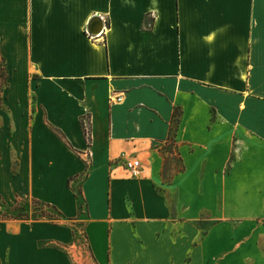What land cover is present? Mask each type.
I'll return each instance as SVG.
<instances>
[{
  "label": "crops",
  "instance_id": "0c3cea01",
  "mask_svg": "<svg viewBox=\"0 0 264 264\" xmlns=\"http://www.w3.org/2000/svg\"><path fill=\"white\" fill-rule=\"evenodd\" d=\"M0 56V264H72L6 214L79 177L95 264H264V0H0Z\"/></svg>",
  "mask_w": 264,
  "mask_h": 264
},
{
  "label": "rangeland",
  "instance_id": "374dc122",
  "mask_svg": "<svg viewBox=\"0 0 264 264\" xmlns=\"http://www.w3.org/2000/svg\"><path fill=\"white\" fill-rule=\"evenodd\" d=\"M4 57L0 56V106H2L3 98L6 96V89L9 85L8 78L6 79V63L5 60H3ZM83 121V120H82ZM84 123V122H83ZM84 127L86 128V131L89 132V124H84ZM90 138L89 135H86V140L88 141ZM87 167H89V164H86ZM72 187L75 192L80 191V184H81V178H77V180H74L72 183ZM82 207L80 213V217L74 218V220H71V222H68L66 218H59L58 220H62V222H66L68 226H70L73 229V240L68 241H59L60 244L57 245V248L59 250V254L66 255L70 262L72 264H95L93 259L90 256V252L88 250L87 246V240L84 233V203L81 201ZM20 207L17 209H11L8 213L9 216L16 215L17 213H28L29 218L27 220L29 221H43V222H49L50 219L48 218H42L39 216L42 211L51 214H56L54 210L44 207L41 204L36 203L34 200L29 199L24 202H20ZM37 217V218H36ZM76 219V220H75ZM207 223L209 221H206ZM45 243V242H44ZM43 243V244H44Z\"/></svg>",
  "mask_w": 264,
  "mask_h": 264
},
{
  "label": "trees",
  "instance_id": "16d2710c",
  "mask_svg": "<svg viewBox=\"0 0 264 264\" xmlns=\"http://www.w3.org/2000/svg\"><path fill=\"white\" fill-rule=\"evenodd\" d=\"M6 73H7V70H6ZM5 77L7 79L8 78V74H6ZM81 127H82V132L84 134V137L86 138V129L84 128L83 121H81ZM89 140H90V138H89ZM75 195H76V199H77L78 209L81 210V207H82V203H81V201H82L81 191L75 192ZM34 201L36 203H38V204L43 205L44 207H47V208H50V209L54 210L55 213H56V214L49 215L48 213L42 211L41 214L39 215L42 218H45L46 217V218H48V219H50L52 221H55V220H58L59 218H62L61 212L54 205H51L49 203H45V202H42V201H39V200H34ZM19 205H20L19 203H16V205L13 207V209L19 208L20 207ZM6 217L17 218V219H28L29 218V215L26 212V213H17L16 215H11V216H9L8 214H6Z\"/></svg>",
  "mask_w": 264,
  "mask_h": 264
},
{
  "label": "built area",
  "instance_id": "2783aa9c",
  "mask_svg": "<svg viewBox=\"0 0 264 264\" xmlns=\"http://www.w3.org/2000/svg\"><path fill=\"white\" fill-rule=\"evenodd\" d=\"M97 17L99 18V20L101 21L102 23V28L99 32L97 33H92L89 28L87 27L85 29V34L86 36L89 38V39H95L96 37H98L101 32H102V29L107 25L108 23V20H107V17L106 15L104 14H97ZM84 122V121H83ZM84 124H88V122H84ZM85 128V127H84ZM86 129V128H85ZM86 135H89L90 136V132L86 131ZM124 165L126 167V169L129 170V172L136 176L140 173L141 171V168H142V164H141V161L136 158V157H127L124 159Z\"/></svg>",
  "mask_w": 264,
  "mask_h": 264
},
{
  "label": "water",
  "instance_id": "95a60500",
  "mask_svg": "<svg viewBox=\"0 0 264 264\" xmlns=\"http://www.w3.org/2000/svg\"><path fill=\"white\" fill-rule=\"evenodd\" d=\"M101 27H102V23L101 21L99 20L98 17H95L91 20L88 28L89 30L92 32V33H97L101 30Z\"/></svg>",
  "mask_w": 264,
  "mask_h": 264
}]
</instances>
